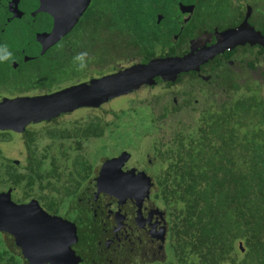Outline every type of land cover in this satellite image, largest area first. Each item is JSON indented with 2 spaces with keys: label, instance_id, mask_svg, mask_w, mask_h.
<instances>
[{
  "label": "trees",
  "instance_id": "16d2710c",
  "mask_svg": "<svg viewBox=\"0 0 264 264\" xmlns=\"http://www.w3.org/2000/svg\"><path fill=\"white\" fill-rule=\"evenodd\" d=\"M11 1L0 0V45H7L13 56L0 62V98L53 93L127 68L129 58L139 63L179 58L176 48L186 37L203 29H234L245 12L248 26H256L264 36V0H91L72 31L42 56L39 49L34 53L35 33L26 22L8 23ZM34 1L26 9L34 8ZM179 4H192L188 21H183ZM158 15L163 16L159 23ZM257 48L264 56V49ZM79 52L91 57L84 71L73 63ZM257 60L249 62V70ZM262 61V78L247 79L259 87L264 57ZM195 76L179 75L165 81V88ZM223 76L214 80L225 91L219 98L204 102V96L191 94L184 106L173 102L178 94L160 93L149 105L148 128L159 142L153 147L159 165L150 198L166 212L168 264H264V98L257 89L251 92L250 85L248 95L235 79ZM196 98L204 102L199 111L190 109ZM106 124L97 118L69 129L47 130L46 138L60 143L56 154H45L26 174L8 164L0 180L4 190H24L19 203L38 190L42 208L58 215L92 177V165L80 153L82 141L103 137ZM28 140L33 142V137ZM72 143L76 148L69 147ZM61 183L64 190L58 187ZM0 264H22L1 234Z\"/></svg>",
  "mask_w": 264,
  "mask_h": 264
},
{
  "label": "flooded vegetation",
  "instance_id": "af4514ba",
  "mask_svg": "<svg viewBox=\"0 0 264 264\" xmlns=\"http://www.w3.org/2000/svg\"><path fill=\"white\" fill-rule=\"evenodd\" d=\"M16 1H18L17 10L21 16L19 18L13 16L8 7L10 17L7 21L10 23L16 19L21 22H26L27 27H31L30 30L35 33L34 41L36 42V49L34 50V53H36L39 49V53L41 54L42 42L46 43L50 40L47 36L51 35L54 26L53 19L46 13L37 12L39 8L38 0L34 1V8L31 9H26L30 7V5H28L30 0ZM242 3L247 9V2L243 1ZM178 9L183 16V21H188V15L193 12L192 4H179ZM245 13L246 14H244L236 28H239L242 25L246 16L247 21L249 20L248 12ZM44 17L50 19V22H48V20ZM162 19L163 16L158 15L157 23L162 21ZM12 24L15 25L14 23ZM254 29L258 31L256 26ZM230 30H225L224 32L219 33L217 29H214L213 32L203 29L197 33H193L192 36L186 37V40L176 48V53L179 55V58H183L188 55H196L202 50L215 45L217 43L218 36ZM65 36L44 50L42 56L45 55L51 48L57 46ZM179 38L180 36H174L175 41L179 40ZM38 39L42 40V42ZM257 46L258 45H250L248 43L236 45L216 55L212 60L201 65L197 70L181 74L188 76L194 73L198 78H203V85L205 84L204 89L192 86L188 91L186 89L178 90L177 88L180 84H182L181 82L180 84H176L171 90H168L165 88V81H161V79H155V83L152 86H148V88L152 90L156 86H160L162 87L164 94H178L177 98H173V102L185 106V99H189L191 94H196L198 97L204 96L206 99L204 102L208 101L210 98H219L222 96V91H225L222 88H218V83L214 82V80L218 79L221 81L222 77L224 78L223 74H226V76L229 75L231 78L235 79L238 83L237 86L241 87L243 91L247 92L250 85L254 86L253 89H257V93L261 95L264 89V81L261 80L263 82L261 87H259L256 82L254 83L251 80L249 82L247 81V79H249V77L252 78L255 73L259 75L256 77L258 78V81L262 78L260 72L264 56L258 54L259 49ZM250 47L255 51V54L247 61L244 60L243 57L248 54ZM230 53H232L230 55V60H226L225 57ZM237 57H240V59H237ZM28 58L33 59L35 57H27V59ZM254 58L258 59V65H255L252 70H249V62ZM24 60L26 61V59ZM217 61L220 66H217ZM139 62V60L129 58L125 63L132 66L134 64H139ZM13 66L16 68L18 64L14 61ZM211 73H213V75L209 77ZM145 87L146 85L141 86L139 90ZM36 95L38 94L30 96ZM4 98L7 97L3 96L0 100H3ZM223 100L224 99L222 98L219 102H224ZM193 101L195 103V107L188 108L199 111L204 102L202 103L201 98H196ZM91 165L92 177L83 186L79 193L66 202L67 204L69 202L73 203L71 210H68V208L66 209V204L64 209L58 215H53L43 209L41 205V208L54 218L62 217L63 214H69L66 219L72 220V225L75 227L77 234L76 241H70L72 244L70 245L71 259L69 262L71 264L73 262H75V264H168L166 212L161 204L152 202L150 198L151 192L149 196L146 197L142 187L138 184L137 188H135V185H132L130 181H126V183H124L116 180L114 181V186L116 188L111 187L110 183L112 181H109L108 192L100 191L97 193L91 183L100 175L102 165L99 168V172L96 174V178H93L95 168L94 164L91 163ZM1 168L2 167L0 166V169ZM2 169H4V167ZM129 171H135L136 175L139 172L136 168L131 167V169L125 168L123 173L128 174ZM125 177L129 180L133 178L128 175ZM88 183L89 185H87ZM86 185L88 187H86ZM122 188L124 190H122ZM5 191L9 192V190ZM126 192L131 193L129 197L120 195H123ZM17 203L19 202L17 201ZM90 236L95 238L96 243L94 247L86 249V247H84V242ZM82 240L84 242H81ZM65 244H68V242H65ZM152 251V258H149V261H138L137 258L140 254L144 257L142 259H146L149 252ZM54 254L56 257V259H54L55 263H57L58 260L60 262L62 260V262L65 263L67 259L70 258L67 248L60 254L57 252ZM155 255H159L160 259H156ZM19 257L22 259V264H25L26 262L24 259L20 255Z\"/></svg>",
  "mask_w": 264,
  "mask_h": 264
},
{
  "label": "rangeland",
  "instance_id": "374dc122",
  "mask_svg": "<svg viewBox=\"0 0 264 264\" xmlns=\"http://www.w3.org/2000/svg\"><path fill=\"white\" fill-rule=\"evenodd\" d=\"M254 54L255 51L250 47L248 54L244 55L243 59L248 61ZM237 59H240V57H237ZM212 75L213 73L209 77ZM254 76L257 77L258 74L255 73ZM203 83V78H198L197 76L195 78L185 77L177 89H186L188 91L192 86L204 89L205 84L203 85ZM148 86L146 85L143 89L139 90L138 88L130 93L108 99L98 107H82L67 114H61L49 121L30 122L19 131L12 128L0 130V166L3 168L8 164H13L22 174H26L33 168L32 164L36 160H39L45 154L47 156L56 154V149L60 143H54L47 139L45 135L47 130L69 129L85 124L86 120L98 118L103 123H107L106 134L100 139L82 141V151L80 152L83 157L86 156L90 163L94 164L93 178H96V174L102 165L100 175L92 181L91 185H97L100 189L103 184H108L109 179L103 178L102 180H98L99 177L105 172L108 162L124 155L126 159L120 165V173L119 171L117 173L118 176L128 175L136 177L143 174L150 179V192H152L155 188L153 177L156 171H158L159 160L157 159L158 154L154 152L153 148L157 141L156 133L148 128L151 113L149 105L156 95L164 93V91L160 86H156L152 90ZM253 88L254 86H250L251 92L254 91ZM262 98H264V89L260 95V99ZM155 110L158 111L157 108ZM184 116L182 119L185 122H189ZM31 137H33V142H29L28 140ZM157 138L158 140L160 139L159 137ZM69 147L76 148V145L72 143ZM46 149L48 150L47 152L45 151ZM69 154L74 155V152ZM46 163L48 164V162ZM47 164L44 163L42 165L43 171L48 169ZM131 167L139 171L137 175L135 171H129L128 174L123 173L125 168L131 169ZM2 168L0 169L1 181L5 177L4 169ZM101 182L102 185L100 186ZM63 185L61 183L58 186L60 190H64L65 186L63 187ZM87 185L86 187H88ZM3 189L0 183V234L5 245L14 254L20 255L26 262L25 264H64L62 261L54 262L56 257L48 253L52 251L48 247L60 241L68 243L72 240L76 241L77 233L75 227V232H70L67 230V226L64 225V223L72 224V220L66 219L69 214H63L62 217L54 218L44 212L41 208L42 202L39 199L41 192L38 190H35V193L29 196L25 202L19 204L17 201L24 197V190L11 191L9 189V192H6ZM100 190L102 191L103 189ZM72 204L69 202L66 209L71 210ZM33 212H36V220L32 217ZM11 214L18 215L19 220L12 219ZM22 218H25L26 222L25 226L22 227L21 225V227L22 230L27 231V234L16 229L19 228L17 227L18 223H22ZM83 240L81 242H84ZM95 243V238L90 236L85 240L84 247L86 249L94 247ZM45 249H48L47 252H45ZM152 254L153 251L149 252L146 259H142L144 257L140 254L137 259L138 261H149V258H152ZM155 257L156 259H160L159 255H155Z\"/></svg>",
  "mask_w": 264,
  "mask_h": 264
},
{
  "label": "water",
  "instance_id": "95a60500",
  "mask_svg": "<svg viewBox=\"0 0 264 264\" xmlns=\"http://www.w3.org/2000/svg\"><path fill=\"white\" fill-rule=\"evenodd\" d=\"M38 1L39 8L37 12L46 13L53 19L54 23L51 35L47 36L48 39H50L49 42L43 43L42 40L38 39L42 42V55L44 50L68 34L77 25L79 19L89 7L91 0ZM17 4L18 1L12 0L9 4V9L13 16L19 18L21 15L17 10ZM245 43L258 45L264 49V36L248 26L247 16L239 28L220 34L215 45L202 50L196 55H188L183 58L155 59L147 63L134 64L127 68L120 69L115 73L93 78L88 82L70 86L53 93L4 98L0 102V130L12 128L19 131L30 122L49 121L61 114H67L82 107H98L108 99L130 93L144 84L151 86L155 83V79L170 82L174 81L181 74L197 70L201 65L212 60L216 55L224 52L228 48ZM125 159L126 157L122 155L108 162L105 172L101 174L98 180H102L103 178L109 179L112 181L110 186L113 188H116L114 186V181L116 180L124 183L130 181L132 185H135V188H137L139 184L146 197H148L150 194L151 182L145 175L140 174L130 180L123 175L118 176L117 173L120 170V165L125 162ZM99 185L101 186L102 182ZM94 188L97 193L101 191L98 189L97 185H95ZM101 189H103V192H108V184H103ZM122 190L124 189L122 188ZM130 194L131 193L126 192L120 195L129 197ZM20 217L22 216L20 215ZM32 217L36 220V212L32 213ZM11 218L18 219L19 217L18 215L15 216L11 214ZM25 222L26 219L22 218V223H18L17 227L19 228L16 229L27 234L26 230H22V227L25 226ZM64 225L67 226L68 231L75 232L72 224L64 223ZM71 244L72 242L65 244L64 241H60L48 247L52 250L48 253L53 255L57 252L60 254L67 248L70 257ZM47 250L48 249H45V252H47ZM70 259L71 257L68 258L64 264H71L69 262ZM57 262H59V260ZM72 264H75V262Z\"/></svg>",
  "mask_w": 264,
  "mask_h": 264
},
{
  "label": "clouds",
  "instance_id": "9594fccd",
  "mask_svg": "<svg viewBox=\"0 0 264 264\" xmlns=\"http://www.w3.org/2000/svg\"><path fill=\"white\" fill-rule=\"evenodd\" d=\"M13 60L12 53L7 45H0V62H8ZM91 57L87 52H79L73 57V63L77 65L79 71H84L88 68Z\"/></svg>",
  "mask_w": 264,
  "mask_h": 264
}]
</instances>
